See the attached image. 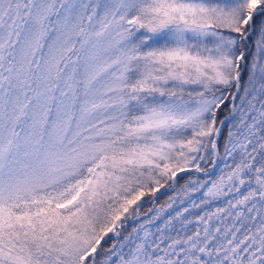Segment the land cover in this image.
<instances>
[{
	"label": "snow or ice",
	"instance_id": "snow-or-ice-1",
	"mask_svg": "<svg viewBox=\"0 0 264 264\" xmlns=\"http://www.w3.org/2000/svg\"><path fill=\"white\" fill-rule=\"evenodd\" d=\"M0 264H264V0H0Z\"/></svg>",
	"mask_w": 264,
	"mask_h": 264
}]
</instances>
